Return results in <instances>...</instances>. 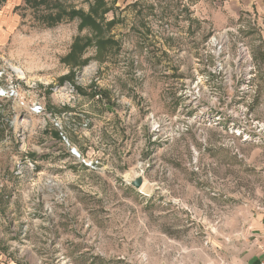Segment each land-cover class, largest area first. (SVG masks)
<instances>
[{
    "label": "rangeland",
    "instance_id": "374dc122",
    "mask_svg": "<svg viewBox=\"0 0 264 264\" xmlns=\"http://www.w3.org/2000/svg\"><path fill=\"white\" fill-rule=\"evenodd\" d=\"M24 1L0 33V264H221L242 247L264 143L234 127L264 122V23L232 33L254 95L205 84L214 125L183 82L221 30L183 0Z\"/></svg>",
    "mask_w": 264,
    "mask_h": 264
},
{
    "label": "built area",
    "instance_id": "2783aa9c",
    "mask_svg": "<svg viewBox=\"0 0 264 264\" xmlns=\"http://www.w3.org/2000/svg\"><path fill=\"white\" fill-rule=\"evenodd\" d=\"M241 27H227L214 32L208 41L200 48L198 58L194 59L196 67L193 75L184 78V96L192 110H195L194 119H205L214 125L222 119V111L217 95L211 97L207 92L206 83H211L218 76H223L228 88H235L239 95H254L255 65L248 47L243 42L232 40V33L236 34ZM245 108V112H246ZM226 112V111H225ZM229 110L228 117H232ZM231 114V115H230ZM250 117V115H249ZM225 119V118H224ZM233 125V123H230ZM250 130L234 127L236 136L242 142L264 143V122L257 119L250 120ZM258 264H264V245L258 255Z\"/></svg>",
    "mask_w": 264,
    "mask_h": 264
},
{
    "label": "crops",
    "instance_id": "0c3cea01",
    "mask_svg": "<svg viewBox=\"0 0 264 264\" xmlns=\"http://www.w3.org/2000/svg\"><path fill=\"white\" fill-rule=\"evenodd\" d=\"M206 1L183 0V5H190V16L202 21L208 20L212 31L226 29L230 24L245 27L264 23V0H216L212 5H206ZM24 2L0 0V33L10 28V9ZM216 5L218 8L215 9ZM242 239L248 241H244L242 247H234L221 264H258V255L264 245V208L262 213L251 221L246 232L242 234Z\"/></svg>",
    "mask_w": 264,
    "mask_h": 264
},
{
    "label": "water",
    "instance_id": "95a60500",
    "mask_svg": "<svg viewBox=\"0 0 264 264\" xmlns=\"http://www.w3.org/2000/svg\"><path fill=\"white\" fill-rule=\"evenodd\" d=\"M73 155L77 157V154L75 150L72 151ZM143 182L141 178L136 179L133 181L130 185L135 189V190H140L139 188L142 186Z\"/></svg>",
    "mask_w": 264,
    "mask_h": 264
}]
</instances>
